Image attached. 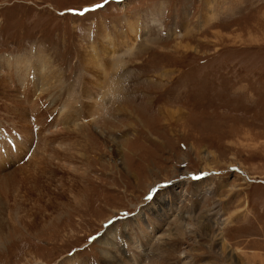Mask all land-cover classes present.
Here are the masks:
<instances>
[{"label": "rangeland", "instance_id": "374dc122", "mask_svg": "<svg viewBox=\"0 0 264 264\" xmlns=\"http://www.w3.org/2000/svg\"><path fill=\"white\" fill-rule=\"evenodd\" d=\"M108 262L264 264V0H0V264Z\"/></svg>", "mask_w": 264, "mask_h": 264}, {"label": "bare ground", "instance_id": "6f19581e", "mask_svg": "<svg viewBox=\"0 0 264 264\" xmlns=\"http://www.w3.org/2000/svg\"><path fill=\"white\" fill-rule=\"evenodd\" d=\"M134 32H135V36H137V26L135 27V30H134ZM130 34H133V31L132 30H130V32H129ZM110 42H111V39L109 40ZM109 43V42H108ZM110 44V43H109ZM103 54V58H108V54H109V50H104V52H102ZM110 56V55H109ZM116 56V55H115ZM92 61H94V59L92 60ZM13 63H14V66H15V69H17V71H18V73H20V75L22 74V78H23V73H24V71L25 70H28V68L30 67V65H32V70H31V73H35V76L34 77H36L35 78V83L37 82V86L40 84L39 82L41 81V85H39L40 86V88L43 90H45L46 92L48 91H51V88H52V83H53V81L54 82H56V77H55V75L52 73V70H51V68H50V66H48L47 67V65L49 64V63H47L45 60H43L42 58H38V59H36L34 62H29V61H25V60H21V59H16V61L15 60H13L12 61ZM90 62H91V60H90ZM95 62H93V64H94ZM92 64V65H93ZM98 64V63H97ZM97 64H94V68L96 69V67H98V65ZM105 64V63H104ZM103 66V65H102ZM45 67H47V70H45V73L43 72L44 71V68ZM105 67V66H104ZM96 72V71H95ZM117 72V71H116ZM29 73V72H28ZM107 73V72H106ZM27 74V73H26ZM19 75V74H18ZM30 76L32 75V74H29ZM30 76H28V77H30ZM114 77H116V75L114 76ZM18 78H21V76H19ZM32 82H33V79H32ZM120 82H121V80H118V83H117V85H119L120 84ZM35 83H34V87H35ZM102 85V84H101ZM113 87H110V89H111V91L112 92H110V93H108L109 95L111 94V93H113V91L115 90V89H118V87L116 86V84H114V85H112ZM59 88L60 87H57V85H55L54 86V88H53V91H56L57 89L59 90ZM50 89V90H49ZM99 89H100V87H99ZM101 90V89H100ZM121 90V89H120ZM44 91V92H45ZM43 92V93H44ZM115 92V91H114ZM118 91H116L115 93H117ZM121 92V91H120ZM114 94V93H113ZM56 97H57V95H56ZM85 99V98H84ZM112 99V98H111ZM58 100V99H57ZM96 101V100H95ZM65 104V103H64ZM65 107L66 108H64V112H67V111H65L67 108H68V106H67V104L65 105ZM103 108V107H102ZM101 109V108H100ZM72 111V110H71ZM70 111V112H71ZM102 111V110H101ZM172 113V112H171ZM65 114V113H64ZM63 114V115H64ZM71 114V113H70ZM72 114L73 115H71V116H68V114L67 115H65V116H63L64 118H67V124H71L72 122V124H75V127H77V126H83V123L85 122H83V120L84 119H78L80 116H82L81 115V112L79 111V110H77L76 112L74 111V112H72ZM82 114H83V112H82ZM79 116V117H78ZM70 119H71V122H70ZM73 119V120H72ZM87 119V118H86ZM95 119H97V118H95ZM88 120V119H87ZM91 120H93V119H91ZM91 120H89L90 122H91ZM61 121V120H60ZM75 121V122H74ZM70 122V123H69ZM77 122V123H76ZM82 122V123H81ZM88 122V121H87ZM87 122H85V123H87ZM68 129V128H67ZM57 130V129H56ZM59 130V129H58ZM66 130V129H65ZM60 131V130H59ZM69 131V130H68ZM75 131V130H74ZM77 134V133H76ZM40 139V138H39ZM77 141V140H76ZM111 141H112V143L113 144H116L112 139H111ZM44 142V141H43ZM47 152V151H46ZM113 152H114V154L116 155V156H119V154L121 153V150H120V146H119V144L118 145H116V147L113 149ZM71 154H73V153H71ZM75 156L76 155H72L71 156V159H73V158H75ZM39 159V158H38ZM61 159V158H60ZM46 160V159H45ZM74 160V159H73ZM37 156L36 157H34V161L33 162H31V164L32 163H37ZM27 167H29V166H27ZM26 167V168H27ZM21 172H23L24 171V169L22 168V169H19ZM77 171V170H76ZM40 172H41V170H40ZM43 172V171H42ZM39 174V173H38ZM13 173L10 175V176H8V178H5L4 179V183H6V185H9V184H7L8 182H9V180L11 179V180H14L13 179ZM16 175V174H15ZM15 175H14V177H15ZM10 182H12V181H10ZM8 187V186H7ZM202 187V186H201ZM60 195V194H59ZM60 198H61V196H60ZM50 200H52V199H50ZM53 201V200H52ZM61 201V200H60ZM52 203H54V202H52ZM46 205V204H45ZM60 205V204H59ZM161 205V204H160ZM56 206V205H55ZM54 207V206H53ZM44 208H46L45 206H44ZM56 208H57V206H56ZM208 227V230L210 229V225H208L207 226ZM213 227H211V229H212ZM203 229V228H202ZM217 236V235H216ZM215 238V237H214ZM225 245V244H224ZM107 246V245H106ZM228 247H226V246H223V249L224 250H226ZM222 252V251H221ZM226 252V251H225ZM167 256V255H166ZM107 258V257H106ZM110 260V259H109ZM112 260V259H111ZM112 262V261H111ZM109 264H110V262H108ZM233 264V263H232Z\"/></svg>", "mask_w": 264, "mask_h": 264}]
</instances>
